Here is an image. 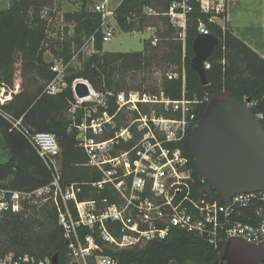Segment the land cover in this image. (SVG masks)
<instances>
[{
    "label": "trees",
    "instance_id": "trees-1",
    "mask_svg": "<svg viewBox=\"0 0 264 264\" xmlns=\"http://www.w3.org/2000/svg\"><path fill=\"white\" fill-rule=\"evenodd\" d=\"M264 3V0H261ZM55 0H9L6 9L0 10V90L10 94L11 99L0 104V188L33 191L47 186L52 175L40 160L27 140L12 124L20 120L18 128L30 134L47 132L53 134L60 148V185L62 188L75 185L79 192L78 201L93 200L99 203L104 198L108 204L115 201L109 190L97 192L91 183L100 180L101 175L89 168L87 157L79 147L75 130L71 127L70 107L74 101L71 85L76 79L87 81L98 93L121 91H143L141 84L132 86L127 80L134 74L143 73L160 64L164 68L159 87L172 100L182 97L184 73V96L196 101L195 123L199 121L208 102L214 97L229 96L238 102H249V111L255 115L264 112V59L237 38L225 21L226 13L218 15L222 25L211 21V15L203 13L197 2L186 16L184 39L178 36L163 13L170 0H121L114 10L115 23L124 33H142L154 27L150 20L157 17L166 26L162 38L163 49L150 47L149 43L139 53L102 52L100 15L87 10L90 0H81L79 11L64 15V21L73 25L71 34L63 29V35L50 39L48 16H51ZM151 10L155 16L146 14ZM48 15V16H47ZM217 39L210 57L205 61L207 85L200 83L192 70L190 61L194 56L192 43L199 35V26ZM93 37V49L89 57L82 59L74 68L71 61L84 40ZM49 52L53 59L65 67L63 81L66 87L56 95H49L45 87L55 73L50 69L53 61L46 62L44 54ZM79 57H81L79 55ZM169 70V71H168ZM168 71V72H167ZM177 74V78H173ZM158 88H152L154 93ZM115 111L111 106L110 112ZM131 119L137 113H130ZM128 119L122 114L114 131L125 128ZM134 137L135 128L131 127ZM114 131L106 138H111ZM175 145L187 159L193 183L192 194L211 187L203 179L193 157L191 133ZM135 138L120 141L115 152L128 151L135 144ZM210 200L220 202V196L211 189ZM246 211V210H245ZM246 213V212H245ZM249 223L246 217L239 218ZM109 232L117 236V227L107 224ZM90 234L81 231V236ZM102 253L117 259L122 264H221L219 258L225 246L214 247L203 237L183 231H173L164 240H153L130 249L106 246L96 237ZM29 255L37 259H55L56 264H70L62 229L57 222V213L51 203L39 206H25L19 213L0 215V259ZM88 264H95L93 258Z\"/></svg>",
    "mask_w": 264,
    "mask_h": 264
},
{
    "label": "built area",
    "instance_id": "built-area-1",
    "mask_svg": "<svg viewBox=\"0 0 264 264\" xmlns=\"http://www.w3.org/2000/svg\"><path fill=\"white\" fill-rule=\"evenodd\" d=\"M93 1V0H92ZM197 2L201 11L211 15L218 23V15L225 12V0H170L163 16L178 31L183 40L186 16ZM120 2L96 0L93 12L100 15L102 44L109 42L114 34V10ZM199 34H208L203 25ZM88 41H92L93 37ZM157 38L150 41L155 45ZM209 69V64H204ZM54 79L47 84L45 92L56 95L66 87L63 81L65 67L53 60L50 67ZM173 74V78H177ZM182 97L172 100L159 87L154 93L144 91H121L98 93L82 79L72 85L74 101L69 113L71 127L75 130L79 147L87 157V166L101 177L91 187L97 192L109 190L115 201L108 204L104 198L99 203L93 200L78 201L79 189L75 185L62 188L60 185V148L53 134L47 132L28 133L18 128L20 120L13 123L34 149L40 160L50 171L52 181L33 191L0 188V215L19 213L25 206L51 203L57 213V222L69 252L70 264H122L117 259L102 253L94 237L106 246L130 249L153 240H164L173 231H183L203 237L217 247L230 240L248 244L264 242V193H244L220 202L210 200L211 189L204 181L197 197L192 194L194 182L187 159L175 147L182 142L189 130L196 127V101L184 96V73H182ZM77 84H83L88 92L84 98L75 93ZM11 99L10 94L0 90V104ZM115 111L110 112L111 106ZM249 107V103H245ZM126 112L137 113L127 127L114 131L119 116ZM264 130V112L254 115ZM135 128L137 137L130 130ZM114 131L111 138L107 135ZM135 138L128 151L115 152L120 141ZM246 210V211H245ZM246 212V213H245ZM246 217L249 223L239 218ZM107 224L117 227L118 235H112ZM90 234L81 236V231ZM0 264H56L55 259H37L33 256L8 255ZM167 264H176L168 262Z\"/></svg>",
    "mask_w": 264,
    "mask_h": 264
},
{
    "label": "water",
    "instance_id": "water-1",
    "mask_svg": "<svg viewBox=\"0 0 264 264\" xmlns=\"http://www.w3.org/2000/svg\"><path fill=\"white\" fill-rule=\"evenodd\" d=\"M218 41L199 34L192 43L190 61L201 85H207L205 61ZM78 98L88 95L77 84ZM245 102L229 96L214 97L191 133V147L197 168L208 185L223 200L244 193H264V130ZM221 264H264V242L248 244L228 241L219 258Z\"/></svg>",
    "mask_w": 264,
    "mask_h": 264
},
{
    "label": "rangeland",
    "instance_id": "rangeland-1",
    "mask_svg": "<svg viewBox=\"0 0 264 264\" xmlns=\"http://www.w3.org/2000/svg\"><path fill=\"white\" fill-rule=\"evenodd\" d=\"M96 0H90L88 3L87 10L93 12V2ZM121 0H113L114 4L120 2ZM9 5V0H0V10L6 9ZM81 8V0H55L53 9L51 10V16H48L49 29L48 37L50 39H56L57 35H63V29H68V34L72 33L73 25L68 24L64 21V15L71 14L79 11ZM146 14L155 16L154 12L151 10H145ZM225 13L228 14V20L230 21V26L237 28V31L243 32L248 30V27L256 29L259 26L260 22V11L259 9H254L252 1L249 0H228L225 3ZM154 22V27H149L144 30L142 33H124L116 25L115 22L112 23L114 27V34L112 39L109 42H105L102 45V52L105 53H139L142 52L144 46L149 43L150 47L158 48V51L163 49L166 39L162 38L163 33L166 30L165 24L155 17L150 20ZM219 24H223L221 20H216ZM242 28V29H241ZM157 38L155 45L151 44L153 37ZM179 36V35H178ZM94 53L92 41L88 39L84 40L82 47L77 50L74 54V57L71 61V66L78 68L82 59L89 57ZM79 55L81 57H79ZM44 59L46 62L53 61V57L49 52L44 54ZM164 68L160 64L158 67H153L148 71L143 73H137L131 76L127 80V83L132 86H138L141 83L142 90L144 92H150L152 88H159L161 77L164 73ZM169 71V70H168ZM167 71V72H168ZM141 92V91H139ZM125 115V119L128 121L131 119V115L126 112L122 113V116Z\"/></svg>",
    "mask_w": 264,
    "mask_h": 264
},
{
    "label": "crops",
    "instance_id": "crops-1",
    "mask_svg": "<svg viewBox=\"0 0 264 264\" xmlns=\"http://www.w3.org/2000/svg\"><path fill=\"white\" fill-rule=\"evenodd\" d=\"M228 0H225V3ZM234 1V0H232ZM243 1V0H240ZM252 1V5H254V9H259L260 11V22L258 28L256 27L252 29V27H248V30H244L243 32L237 31V28L230 26L228 20V14L225 16V21L227 26L232 29L233 34L239 38L242 42H244L249 48H251L255 53H257L261 58L264 59V3L261 0H249ZM242 29V28H241Z\"/></svg>",
    "mask_w": 264,
    "mask_h": 264
}]
</instances>
